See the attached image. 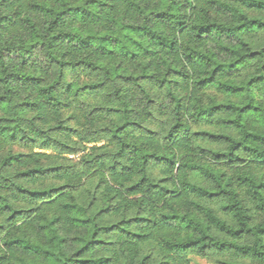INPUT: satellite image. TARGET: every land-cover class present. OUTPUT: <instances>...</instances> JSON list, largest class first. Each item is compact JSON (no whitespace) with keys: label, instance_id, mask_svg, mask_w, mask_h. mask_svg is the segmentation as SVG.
<instances>
[{"label":"trees","instance_id":"obj_1","mask_svg":"<svg viewBox=\"0 0 264 264\" xmlns=\"http://www.w3.org/2000/svg\"><path fill=\"white\" fill-rule=\"evenodd\" d=\"M190 256L264 264V0H0V264Z\"/></svg>","mask_w":264,"mask_h":264},{"label":"rangeland","instance_id":"obj_2","mask_svg":"<svg viewBox=\"0 0 264 264\" xmlns=\"http://www.w3.org/2000/svg\"><path fill=\"white\" fill-rule=\"evenodd\" d=\"M216 259L217 258L205 259V258H200L197 256H190L189 257L190 264H217Z\"/></svg>","mask_w":264,"mask_h":264},{"label":"clouds","instance_id":"obj_3","mask_svg":"<svg viewBox=\"0 0 264 264\" xmlns=\"http://www.w3.org/2000/svg\"><path fill=\"white\" fill-rule=\"evenodd\" d=\"M180 95L183 96L184 94H183V93H180ZM187 119H188L187 115H184V120L187 121ZM188 123L190 124L191 122L188 121ZM158 130H160V129H158ZM164 131H165V133H166V129H165ZM130 142H137V141H136L135 137H133V139H132ZM146 214L149 215V218H154V217L152 216V214H151L150 211H147V210H146Z\"/></svg>","mask_w":264,"mask_h":264}]
</instances>
